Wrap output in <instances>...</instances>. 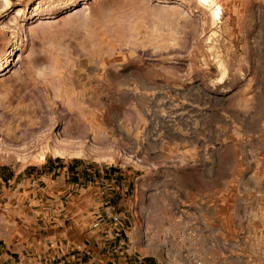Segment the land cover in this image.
<instances>
[{
  "label": "rangeland",
  "instance_id": "374dc122",
  "mask_svg": "<svg viewBox=\"0 0 264 264\" xmlns=\"http://www.w3.org/2000/svg\"><path fill=\"white\" fill-rule=\"evenodd\" d=\"M99 154L145 257L264 264V0H0V167Z\"/></svg>",
  "mask_w": 264,
  "mask_h": 264
},
{
  "label": "crops",
  "instance_id": "0c3cea01",
  "mask_svg": "<svg viewBox=\"0 0 264 264\" xmlns=\"http://www.w3.org/2000/svg\"><path fill=\"white\" fill-rule=\"evenodd\" d=\"M79 156L0 167V264L158 263L138 250L141 215L130 212L147 167Z\"/></svg>",
  "mask_w": 264,
  "mask_h": 264
},
{
  "label": "built area",
  "instance_id": "2783aa9c",
  "mask_svg": "<svg viewBox=\"0 0 264 264\" xmlns=\"http://www.w3.org/2000/svg\"><path fill=\"white\" fill-rule=\"evenodd\" d=\"M7 182V180H5ZM160 250V261H158L157 264H167V263H172L175 258V253H174V248L170 246L169 244H159L158 246ZM175 264H181L179 262ZM190 264H200V261L197 260L196 258H191Z\"/></svg>",
  "mask_w": 264,
  "mask_h": 264
},
{
  "label": "bare ground",
  "instance_id": "6f19581e",
  "mask_svg": "<svg viewBox=\"0 0 264 264\" xmlns=\"http://www.w3.org/2000/svg\"><path fill=\"white\" fill-rule=\"evenodd\" d=\"M41 156V155H40ZM42 158V157H41Z\"/></svg>",
  "mask_w": 264,
  "mask_h": 264
}]
</instances>
